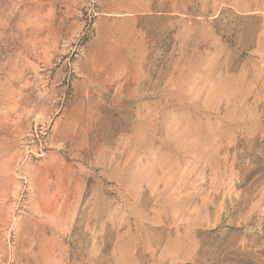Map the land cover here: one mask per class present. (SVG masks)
Returning a JSON list of instances; mask_svg holds the SVG:
<instances>
[{
	"label": "rangeland",
	"instance_id": "374dc122",
	"mask_svg": "<svg viewBox=\"0 0 264 264\" xmlns=\"http://www.w3.org/2000/svg\"><path fill=\"white\" fill-rule=\"evenodd\" d=\"M0 264H264V0H0Z\"/></svg>",
	"mask_w": 264,
	"mask_h": 264
}]
</instances>
